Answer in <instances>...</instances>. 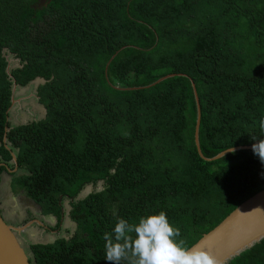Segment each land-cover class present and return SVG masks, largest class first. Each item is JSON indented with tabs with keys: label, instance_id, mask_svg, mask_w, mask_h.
<instances>
[{
	"label": "trees",
	"instance_id": "1",
	"mask_svg": "<svg viewBox=\"0 0 264 264\" xmlns=\"http://www.w3.org/2000/svg\"><path fill=\"white\" fill-rule=\"evenodd\" d=\"M34 79L43 117L10 126L12 84ZM191 82L203 157L264 139V0H0V159L16 151L11 188L54 229L64 197L74 223L31 264H109L104 233L160 211L190 247L264 188L252 150L198 155ZM223 264H264V237Z\"/></svg>",
	"mask_w": 264,
	"mask_h": 264
},
{
	"label": "water",
	"instance_id": "2",
	"mask_svg": "<svg viewBox=\"0 0 264 264\" xmlns=\"http://www.w3.org/2000/svg\"><path fill=\"white\" fill-rule=\"evenodd\" d=\"M171 75L172 74L164 75L156 81ZM15 86L14 83L11 86V103L13 88H15ZM191 86L196 108L193 141L198 155L206 161H211L230 151L240 149L252 150V145H241L224 149L209 158L201 155L198 144L199 104L192 82ZM19 229H21V227H13L5 223L0 215V264H31L29 255H27L17 239L16 232L20 231ZM263 237L264 188L239 203L214 227L202 234L189 248H199L213 256L218 264H223Z\"/></svg>",
	"mask_w": 264,
	"mask_h": 264
},
{
	"label": "clouds",
	"instance_id": "3",
	"mask_svg": "<svg viewBox=\"0 0 264 264\" xmlns=\"http://www.w3.org/2000/svg\"><path fill=\"white\" fill-rule=\"evenodd\" d=\"M259 128L264 133V117ZM251 147L264 164V139ZM180 236V229L170 224L164 211L141 216L136 222L119 218L112 233H104L105 260L109 264H218L209 253L187 247Z\"/></svg>",
	"mask_w": 264,
	"mask_h": 264
},
{
	"label": "crops",
	"instance_id": "4",
	"mask_svg": "<svg viewBox=\"0 0 264 264\" xmlns=\"http://www.w3.org/2000/svg\"><path fill=\"white\" fill-rule=\"evenodd\" d=\"M6 147L9 148L8 145ZM10 155V160L7 162L0 159V166H4V169L0 171V215L8 225L21 227L20 231L16 232L20 243L26 240V238L32 240L28 242V246L29 244L37 243V240L52 242L57 238H50V235H48L55 231L49 229V226L55 223L54 216L51 214L42 215L38 205L25 196L22 190L11 188V178L24 174L25 171L22 168H17L15 165L14 158L16 151L12 149ZM67 200L69 201V199ZM69 221L73 224L74 231V223L70 219Z\"/></svg>",
	"mask_w": 264,
	"mask_h": 264
},
{
	"label": "rangeland",
	"instance_id": "5",
	"mask_svg": "<svg viewBox=\"0 0 264 264\" xmlns=\"http://www.w3.org/2000/svg\"><path fill=\"white\" fill-rule=\"evenodd\" d=\"M243 23L241 21L239 28H243ZM251 40L253 41V38L251 37ZM246 41L245 46L246 50L250 55H252L253 61L257 62V58L254 57L256 52L258 50H263V48L260 46L254 45L255 42L253 41ZM8 60V67L14 66L16 64V59L12 57H7ZM41 79H34L27 83L25 86H15L13 88V99L11 106L9 107L7 113L8 117L7 120L9 122L10 126H15L17 124L25 123L31 120H37L43 117L44 109L43 107L37 102V97L35 94V88L38 83H40ZM102 187V182L97 181L94 184H87L85 185L79 193L76 195L75 199H79L83 197L85 194H87L90 191L99 190ZM62 204V211H63V217L62 221L58 227V229H54L55 223H53L51 226H49V229L55 230L54 233H49L50 238L53 237H64L68 238L73 233V224L69 221V218L67 216V211L69 209V201L64 197L61 199ZM49 237V236H48ZM32 241L31 239L26 238V240L22 241L21 245L23 246V249L29 255L30 252L28 248V242ZM37 243H48L49 241H41L37 240ZM31 258V257H30Z\"/></svg>",
	"mask_w": 264,
	"mask_h": 264
}]
</instances>
